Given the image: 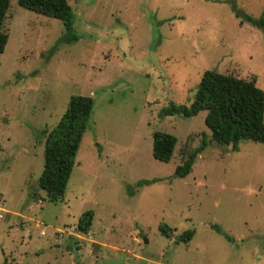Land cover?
<instances>
[{
  "label": "rangeland",
  "instance_id": "374dc122",
  "mask_svg": "<svg viewBox=\"0 0 264 264\" xmlns=\"http://www.w3.org/2000/svg\"><path fill=\"white\" fill-rule=\"evenodd\" d=\"M66 1L75 41L17 0L4 23L0 264H264V144L211 142L205 111L160 115L189 106L208 70L255 78L264 92V34L245 19L260 18L264 0ZM78 95L93 111L51 202L38 188L44 131ZM156 132L177 139L168 163L152 157ZM203 138L190 174L176 177ZM87 211L92 230L82 234Z\"/></svg>",
  "mask_w": 264,
  "mask_h": 264
},
{
  "label": "trees",
  "instance_id": "16d2710c",
  "mask_svg": "<svg viewBox=\"0 0 264 264\" xmlns=\"http://www.w3.org/2000/svg\"><path fill=\"white\" fill-rule=\"evenodd\" d=\"M17 3L23 9L61 21L66 41L77 39L73 33L74 16L66 0H17ZM9 5L10 0H0V54L4 52L8 41L4 23ZM245 19L264 34V12L258 19L250 16H245ZM92 111L93 100L90 97L71 96L56 126L44 131V166L38 188L46 193L51 202H56L64 195ZM203 111L206 112L204 124L211 132V142L231 146L233 151H237L238 143L242 140L264 144V92L256 86L255 78L245 80L215 71H205L189 106L171 103L160 115L190 118ZM176 143L177 139L173 135L154 133L152 157L161 163L170 162ZM206 145L203 138L199 147L176 166V177L184 178L190 174L195 159ZM146 183L148 182H140L138 185ZM93 217L92 211L83 213L77 222L78 232H91ZM214 228L218 230L217 227ZM169 230L165 225L160 227L161 233L166 237L169 236ZM193 236L194 231H187L181 235V241L188 243Z\"/></svg>",
  "mask_w": 264,
  "mask_h": 264
},
{
  "label": "water",
  "instance_id": "95a60500",
  "mask_svg": "<svg viewBox=\"0 0 264 264\" xmlns=\"http://www.w3.org/2000/svg\"><path fill=\"white\" fill-rule=\"evenodd\" d=\"M177 242H180V238L177 240Z\"/></svg>",
  "mask_w": 264,
  "mask_h": 264
}]
</instances>
